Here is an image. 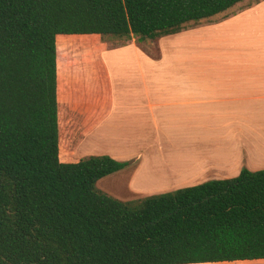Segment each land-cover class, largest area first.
Instances as JSON below:
<instances>
[{"label":"trees","instance_id":"trees-1","mask_svg":"<svg viewBox=\"0 0 264 264\" xmlns=\"http://www.w3.org/2000/svg\"><path fill=\"white\" fill-rule=\"evenodd\" d=\"M244 0H0V264H189L264 258V169L121 201L130 164L60 152V36L154 39Z\"/></svg>","mask_w":264,"mask_h":264},{"label":"crops","instance_id":"crops-1","mask_svg":"<svg viewBox=\"0 0 264 264\" xmlns=\"http://www.w3.org/2000/svg\"><path fill=\"white\" fill-rule=\"evenodd\" d=\"M236 13L206 26L203 54L200 43L196 55L165 52L163 70L148 80L142 74L144 86L128 91V103L113 102L111 93L84 136L110 140L102 152L130 162L116 173L133 199L264 169V0Z\"/></svg>","mask_w":264,"mask_h":264},{"label":"rangeland","instance_id":"rangeland-1","mask_svg":"<svg viewBox=\"0 0 264 264\" xmlns=\"http://www.w3.org/2000/svg\"><path fill=\"white\" fill-rule=\"evenodd\" d=\"M253 2L258 0H244L223 14L154 39L120 40L99 35L60 36L57 41V98L62 159L77 161L89 156L108 155L102 151L110 148V140L83 138L94 126L99 113H103L109 106L110 94L114 97L113 102L128 103V91L144 86L142 74L148 80L150 73L163 70L161 60L158 59L165 52L169 56L196 55V46L200 43V54H203V46L206 47V26L225 16L236 15L239 9L252 5ZM196 37H203V40L193 41ZM137 57L141 61L137 62ZM145 57L152 58L154 63L144 60ZM175 66L179 68L182 65ZM151 67L154 69L151 70ZM125 140L128 139H121ZM96 185L99 190L121 201L133 199L128 192L125 176L120 173L105 176ZM137 198L142 197L134 199Z\"/></svg>","mask_w":264,"mask_h":264}]
</instances>
